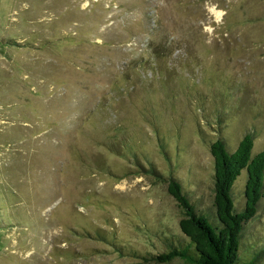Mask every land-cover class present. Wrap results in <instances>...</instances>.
Segmentation results:
<instances>
[{"label": "rangeland", "instance_id": "374dc122", "mask_svg": "<svg viewBox=\"0 0 264 264\" xmlns=\"http://www.w3.org/2000/svg\"><path fill=\"white\" fill-rule=\"evenodd\" d=\"M248 132L264 0H0V264H186L150 259L182 237L168 180L212 208V142Z\"/></svg>", "mask_w": 264, "mask_h": 264}, {"label": "trees", "instance_id": "16d2710c", "mask_svg": "<svg viewBox=\"0 0 264 264\" xmlns=\"http://www.w3.org/2000/svg\"><path fill=\"white\" fill-rule=\"evenodd\" d=\"M253 148L251 132L241 138L235 150L229 151L224 138L212 142L215 163L212 208H201L178 179L169 178V191L182 209L179 221L182 237L168 238V250L150 254V259L168 263L180 258L186 264H264V244L259 245L257 240L246 244L244 237L251 221L259 215L264 197V149L253 152ZM243 170L247 172L245 202L238 208L233 186Z\"/></svg>", "mask_w": 264, "mask_h": 264}, {"label": "bare ground", "instance_id": "6f19581e", "mask_svg": "<svg viewBox=\"0 0 264 264\" xmlns=\"http://www.w3.org/2000/svg\"><path fill=\"white\" fill-rule=\"evenodd\" d=\"M212 11H214V12L216 13V16H217L218 18H220V17L223 15L222 10H218V9H217V6H213V7H212Z\"/></svg>", "mask_w": 264, "mask_h": 264}]
</instances>
